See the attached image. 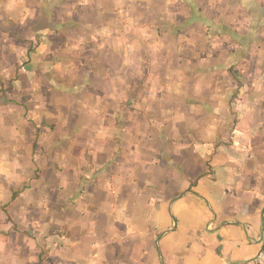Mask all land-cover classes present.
I'll list each match as a JSON object with an SVG mask.
<instances>
[{"label": "crops", "instance_id": "obj_1", "mask_svg": "<svg viewBox=\"0 0 264 264\" xmlns=\"http://www.w3.org/2000/svg\"><path fill=\"white\" fill-rule=\"evenodd\" d=\"M0 95V264L259 253L264 0H0Z\"/></svg>", "mask_w": 264, "mask_h": 264}, {"label": "rangeland", "instance_id": "obj_2", "mask_svg": "<svg viewBox=\"0 0 264 264\" xmlns=\"http://www.w3.org/2000/svg\"><path fill=\"white\" fill-rule=\"evenodd\" d=\"M150 3L151 2H143V8L142 7L141 8L142 9H145V10H142L141 9V13L143 11H145V14L147 13L146 10L148 9ZM140 5H142V3ZM147 18H149V17L146 16V18H141V20H140L141 22L140 23H141L142 26L146 22ZM142 19L145 20V21H143ZM149 20H150L149 25L151 27H154V28L159 29V31H162L165 26H170L168 24V20H167V18H165V16H163V17H156L155 19H152V20L149 19ZM173 26H176V25H173ZM6 74H8V73H6ZM5 104L6 105H9L8 104V101L6 99L3 100V96L0 95V116L1 117H3L4 110H8L7 108H5ZM17 106L18 105L16 103H14V102L11 103V110L13 112H19V110H21V108H18ZM2 110H3V112H2ZM15 110H17V111H15ZM5 121L6 120H4L3 118L0 119V161H3L4 159H11L13 161L14 158H17L18 157V151H19V149L18 148H12V146L18 147L19 141H15V144L11 146L12 150L5 149L10 144L9 143V141H10L9 135L7 136V137H9V139L8 140L5 139L6 138V135L5 134H7V131L4 129V127H5L4 126L5 125ZM16 121H17V126H19V120H16ZM23 122H29V121L27 119H24ZM19 137L20 136H18L17 138H19ZM52 138H54V137H52ZM23 153H24V156H25L26 155V152H23ZM0 167H1L0 169H4V166L3 165L0 166ZM13 167L14 166H12L11 168L14 169ZM6 168H8V167H6ZM3 200H4V197L2 196L1 199H0V202L3 203ZM6 202H5V204H7ZM13 204H15V203H13ZM7 206H9L8 204L6 205V208H9ZM16 208L19 209L17 206H15V208L12 209V217H10V218H12V222H17L18 223L20 221V217L21 216L19 214V211L16 210ZM0 221H3V214L1 213V211H0Z\"/></svg>", "mask_w": 264, "mask_h": 264}, {"label": "built area", "instance_id": "obj_3", "mask_svg": "<svg viewBox=\"0 0 264 264\" xmlns=\"http://www.w3.org/2000/svg\"><path fill=\"white\" fill-rule=\"evenodd\" d=\"M250 264H264V213L262 218V232L260 238V250L255 259Z\"/></svg>", "mask_w": 264, "mask_h": 264}]
</instances>
